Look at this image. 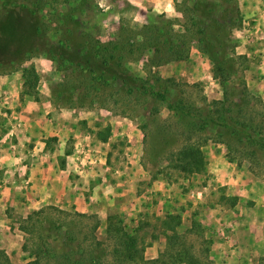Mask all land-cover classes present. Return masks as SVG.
<instances>
[{
	"label": "rangeland",
	"instance_id": "obj_1",
	"mask_svg": "<svg viewBox=\"0 0 264 264\" xmlns=\"http://www.w3.org/2000/svg\"><path fill=\"white\" fill-rule=\"evenodd\" d=\"M184 1L17 0L12 4L0 0V252L12 264L34 259L32 249H23L30 236L20 228L33 212L50 207L87 214L89 223L99 217L98 240L112 255L122 250L121 236L127 241L137 237L148 262L189 264L179 256L189 250L208 264H264L263 151L246 139H227L216 132L209 133L208 141L194 136L192 141L203 146L207 165L200 174L185 175L169 166L164 154L152 157V140L160 127L178 130L175 113L157 104L154 122L152 102L123 109L121 97L110 96V90L89 91L93 75L86 67L87 47H79L91 39L117 41L123 30L138 34L145 24L157 21L171 22L183 44L163 56L151 49L136 51L127 61L129 73L161 78L174 87L173 94L183 93L206 109L221 100L224 90L216 75V54L203 51L188 35L194 16L201 19L199 11L190 9L202 0L188 1L186 11ZM39 4L43 10L34 20L19 7ZM238 5L243 25L231 36L236 55L243 57L239 77L261 100L256 107L264 112V0H238ZM221 11L222 7L218 14ZM68 16L75 21H68ZM76 27L80 36L69 50L85 68L65 70L48 57L47 50H55L63 34ZM30 67L39 77L31 92L25 89L23 77ZM238 83L228 85L236 88ZM88 91L93 99L85 97ZM71 94L75 107L67 102ZM109 126L111 137L101 142L97 134ZM173 139L171 149L176 151L184 141ZM53 163L68 174H62L66 183L50 179L53 198L65 202L74 195L77 199L68 207L54 202L30 210L35 203L27 199L34 183L29 181L30 172L36 165L49 166L52 172ZM42 172L37 170L33 186H48V173ZM29 192L37 196L36 190ZM80 204L85 212L77 210ZM171 215L181 217L175 232L164 224ZM46 234L57 252L64 253L62 241L48 229Z\"/></svg>",
	"mask_w": 264,
	"mask_h": 264
},
{
	"label": "trees",
	"instance_id": "obj_2",
	"mask_svg": "<svg viewBox=\"0 0 264 264\" xmlns=\"http://www.w3.org/2000/svg\"><path fill=\"white\" fill-rule=\"evenodd\" d=\"M7 1L12 4L17 3V0ZM79 1L82 3V0ZM188 1L195 3V0H185L186 8L183 11L189 9ZM220 1L221 5L214 0H202L201 3L194 4L193 11L190 9V12L199 11L201 19L197 20L194 16V24L188 28V35L199 43L200 48L203 51H213L218 59L216 75L221 81L224 93L223 98L213 101L209 109L199 106L197 102L183 93L173 94L174 87L161 78L152 80L129 73L127 61L134 56L136 51L151 49L154 50L155 55L163 56L165 51H173L179 44H183L179 40L181 37L174 35L175 30L171 22L166 25L158 24L157 21L151 22V24H145L138 34L123 30L119 33L121 38L117 41L103 43L91 39L92 42L87 46L84 43L79 47L80 49L87 47L88 64L86 67L93 75L89 91L99 92L102 89L104 93L110 90V96L116 94L121 97L123 109L134 110L138 104L152 102L151 114L154 122L158 121L157 104L164 105L177 115V131L170 130L171 127L166 130L160 127L159 137H153L152 157L157 158L164 154L169 166L189 176L200 174L207 165L203 146L199 142L192 141L194 136H201L202 139L208 141L209 133L216 132L217 136L227 137V139L240 141L246 139L247 142L264 152V112H259L256 107L262 102L251 94L247 83L239 77L243 57L236 55V46L231 36L234 30L242 27L243 16L238 0ZM42 6L39 4L36 8L28 5L19 7L34 20L39 17L43 10ZM220 7H222V14H218ZM67 20L73 22L74 18L68 16ZM138 35L142 37L141 42L137 40ZM79 36L78 27L63 34L60 45L55 50H47L48 57L58 62L65 70L72 67L85 68L76 59L79 56L69 50L75 45ZM23 77L27 91L31 92L37 88L39 77L34 67L25 69ZM233 82H239L236 88L228 85ZM115 86L118 88L113 90ZM89 91L85 97L93 99V93L90 94ZM60 95L62 96L63 92H60ZM83 99L80 98L79 101L82 102ZM74 100L75 97L71 94L67 102H74ZM81 102H78V105L84 106ZM71 105L75 107L76 103ZM141 128L145 130L147 126ZM111 133L112 129L109 126L105 131L99 132L97 137L101 142H107ZM175 137H180L184 141V144L176 151L171 149L172 140ZM168 149L171 150L168 151ZM93 218L96 222L89 223L91 218L87 214L79 212L73 214L55 207L33 212L24 220L20 228L30 236L23 249L25 251L32 249L34 255V259L27 264H167L163 259L146 261L144 249L138 246L137 237L134 239L131 237L127 241L126 238L118 236L122 243V250H116L115 254H110L106 245L97 237L100 227L99 217ZM164 224L167 230L175 232L176 228L181 225V217L171 215ZM46 229L62 241L65 248L64 253L57 252L51 244V236L46 234ZM184 252V255H179L180 260L189 264L209 263L195 257L189 250H184ZM0 264H12L4 252H0Z\"/></svg>",
	"mask_w": 264,
	"mask_h": 264
},
{
	"label": "crops",
	"instance_id": "obj_3",
	"mask_svg": "<svg viewBox=\"0 0 264 264\" xmlns=\"http://www.w3.org/2000/svg\"><path fill=\"white\" fill-rule=\"evenodd\" d=\"M47 156V155H46ZM50 160H52V158H49ZM51 168L48 166V167H45V168H43L41 165H36L32 170H31V172H30V182H34V183H32V186H30V188H29V191H31L32 190V192H34L35 190H36V194H37V196L35 197V196H33L34 195V193H32V194H30V192L28 191L27 192V195H29L28 196V198L27 199H30L31 201L33 200L35 203H33V204H31L30 205V207H28L30 210L31 209H39V207L38 206H43V205H46V204H50V205H52V203H54L55 202V204H57V205H62V206H66V207H68V206H70V205H73L72 203H73V201L75 200V199H77V197L76 196H74L73 195V198L71 199V200H69V199H66V200H64L65 202H63L62 200L60 201L59 199L58 200H56V198L54 197L53 198V192H52V190H53V183H51L50 184V179L51 178H54V179H56V178H60L61 179V181L62 182H64V183H66V180H64V178H63V176H62V174H66V172L67 171H63V170H61V169H59V168H57L56 169V167H55V163H53V168H52V172H50L49 170H50ZM37 170H40V171H43L42 173H43V176L45 175V172H47L48 173V175H46L45 176V178H47V179H49V181H48V186L47 185H45L44 186V184H43V186L42 187H40L39 186V183H38V186L36 185V186H33V184H37V181H36V179H37ZM66 175H68V174H66ZM36 181V182H35ZM55 183V182H54ZM63 183V185H62V190H64L65 189V191H66V187H67V184H64ZM40 187V188H39ZM39 188V189H38ZM64 188V189H63ZM34 189V190H33ZM67 191L68 192H72L70 189H67ZM80 200V199H79ZM32 203V202H31ZM76 203H78V202H74V204H76ZM77 205V204H76ZM73 207V206H72ZM85 207V205H83V204H80V205H78L76 208H77V210H80V209H83ZM27 208V209H28ZM82 212H85L86 210L85 209H83V210H81Z\"/></svg>",
	"mask_w": 264,
	"mask_h": 264
}]
</instances>
